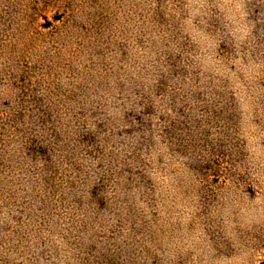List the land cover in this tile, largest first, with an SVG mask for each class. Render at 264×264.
I'll return each instance as SVG.
<instances>
[{
	"label": "rangeland",
	"instance_id": "1",
	"mask_svg": "<svg viewBox=\"0 0 264 264\" xmlns=\"http://www.w3.org/2000/svg\"><path fill=\"white\" fill-rule=\"evenodd\" d=\"M0 264H264V0H0Z\"/></svg>",
	"mask_w": 264,
	"mask_h": 264
}]
</instances>
